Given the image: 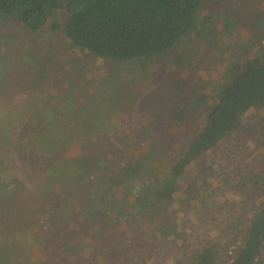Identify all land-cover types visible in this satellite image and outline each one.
Listing matches in <instances>:
<instances>
[{
	"label": "trees",
	"instance_id": "obj_1",
	"mask_svg": "<svg viewBox=\"0 0 264 264\" xmlns=\"http://www.w3.org/2000/svg\"><path fill=\"white\" fill-rule=\"evenodd\" d=\"M203 4L204 0H0V16L11 15L32 32L47 24L52 29L63 24L71 48L86 49L96 58L123 61L165 56L187 35L201 33L202 29L204 39L217 36L215 22L208 21V14L203 19L208 28L200 27ZM58 9L64 11L63 23L51 18ZM259 36H264V32ZM227 71L228 76L209 92L198 89L179 100L168 111L156 134L142 131L143 147L119 164L114 158H125L120 152L130 147V136L117 134L116 143L108 150L111 135L103 128L106 131L97 134V144L74 159L83 175H90L96 169L99 173L78 181L67 191V196L57 199L55 205L60 211L56 212L67 215L55 214L49 229L40 237L36 234L41 227L36 214L45 212L49 203L37 198L42 197L39 195L51 176L52 179L61 177L50 158L60 156L74 142H84L88 137L84 130L93 128L90 115L96 118V111L89 109L92 104L87 107L88 122L79 126L76 134L71 131L70 123L75 112L86 108L81 101H74L75 107L70 106L67 114L62 103L53 104L43 90L39 91L42 97L38 100L31 91L35 84L13 88L11 92L2 91L0 192L15 188L16 184L22 189L40 188V194L31 201L37 209L28 218L24 216L31 208H26L25 200L16 189L10 190L9 199L1 203L0 264H98L110 256L116 264H156V243L166 237L175 240L179 229V209L173 202L176 198L194 202L200 196L193 185L182 189V180L189 174L191 165L200 161L228 133L242 129L245 115L253 106L264 104V61L258 54L254 52L246 59L233 57ZM194 113L205 118L196 135L185 141L190 116ZM256 166L264 168V157ZM206 169L207 163L203 160L202 170ZM71 170L76 172L75 167ZM133 175L139 180L130 184L129 178ZM241 183L264 195L263 171L249 170ZM130 204L133 208L143 206L153 216L149 218L147 213L135 216ZM9 217L17 223L24 222L21 234L30 235L27 243L8 224ZM145 217L156 226L157 232L145 230L144 226L149 223L144 224ZM34 224L38 227L36 231ZM114 224L123 226L124 237L116 227L112 230ZM137 234L141 235L135 239ZM147 238L155 242L150 248L139 244ZM121 244L123 251L119 250ZM35 246L38 258H27L26 248ZM222 248L219 240L198 247L192 245L171 264H219L217 257ZM86 249L89 255L85 254ZM232 257L229 264H264V207L254 211L243 243L233 251Z\"/></svg>",
	"mask_w": 264,
	"mask_h": 264
},
{
	"label": "rangeland",
	"instance_id": "obj_2",
	"mask_svg": "<svg viewBox=\"0 0 264 264\" xmlns=\"http://www.w3.org/2000/svg\"><path fill=\"white\" fill-rule=\"evenodd\" d=\"M207 14L208 21L215 22L214 32L217 36L204 39L202 29L201 33L187 35L175 50L165 56L123 61L96 58L86 49L71 48L69 38L63 32V24L56 29L47 24L39 31L32 32L11 15L0 16V101H3L2 91L11 92L13 88L19 89L29 84L36 85L31 91L38 100L42 97L39 91L43 90L53 104L60 101L67 114L70 106L72 109L75 107L74 101H81L86 108L75 112L70 123L71 131L76 134L79 126L87 124L89 109L96 111V118L90 112L93 128L84 130L88 132L84 142H74L60 156L50 158L53 168L60 171V178L52 179L51 176L41 194L40 185L35 187L39 189L31 190L15 184V188L10 189H16L20 198L25 200L26 208H31L25 218L30 213L35 215L33 210L37 209V205L32 206L30 203L38 194L42 196L38 200L49 203L45 212L36 214L41 224L39 229L34 224V230L38 229L37 236L45 234L54 215L58 213L56 211H60L55 205L56 201L67 196V191L73 189L78 181H85L99 173L100 170L96 169L90 171V175H83L74 159L97 144V134L106 131L103 128L108 129L107 134L111 135L109 146L103 142L107 144L108 150L110 145L116 143L117 134L130 136V147L120 152L125 158H114L115 163L119 164L131 157L141 145L143 147L141 132L156 134L164 124L168 111L186 94L198 89L209 92L227 77V68L233 57L243 56L246 59L255 52L264 61V36H259V33L264 32V0H204L199 14L201 28H208L203 20ZM63 17L64 11L58 9L51 18L63 23ZM204 118L199 113L190 116L187 128L189 134L184 138L185 141L196 135ZM263 157L264 104H259L246 113L242 129L228 133L189 168V174L182 180V189L193 185L200 196L194 202L180 198L173 202L179 209V229L175 240L166 237L156 243V264H171L176 256L185 254L190 246L198 247L213 240L223 243L217 262L229 264L233 251L243 243L254 211L264 207V195L258 190H249L247 184L241 183L251 169L264 173L263 167H255ZM203 160L207 163L205 171L202 170ZM72 167L76 168L75 173ZM77 173L80 175L77 176ZM136 179L139 180L131 176L129 183H134ZM10 190L0 192V205L9 199ZM131 208L135 216L143 213H147L149 218L153 216L141 205ZM58 214L63 217L67 215ZM68 214L71 215L70 212ZM147 218V221L142 218L144 224L149 222ZM8 224L17 229L19 239L28 242L26 239L30 235L25 232L21 234L24 222L10 220ZM114 227L119 235L125 236L123 226L114 224L112 230ZM144 227L146 231L157 232L156 226L150 222ZM131 235L133 232L130 233L133 238ZM140 235H135V239ZM139 244L150 248L155 242L147 238ZM119 250L123 251L124 245L121 244ZM26 251L27 258H38L36 246L27 247ZM85 254L89 255L88 249ZM112 259L110 256L98 264H116Z\"/></svg>",
	"mask_w": 264,
	"mask_h": 264
}]
</instances>
